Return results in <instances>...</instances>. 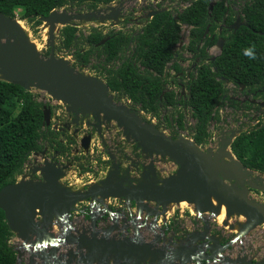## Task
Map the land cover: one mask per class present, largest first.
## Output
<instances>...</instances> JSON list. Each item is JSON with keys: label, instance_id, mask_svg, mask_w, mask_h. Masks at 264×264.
I'll return each instance as SVG.
<instances>
[{"label": "water", "instance_id": "obj_1", "mask_svg": "<svg viewBox=\"0 0 264 264\" xmlns=\"http://www.w3.org/2000/svg\"><path fill=\"white\" fill-rule=\"evenodd\" d=\"M112 9L107 8V11L111 12ZM110 12L104 16L102 10L75 13L63 8L54 9L49 15L39 19L49 24V41L53 44L57 24L74 26L76 20L97 17L102 22L105 19H115L110 16ZM19 29V19L0 13V72L4 80L26 89L31 81L42 84L53 97L65 101L69 105L68 110L82 107L89 111H101L127 125L146 148L164 152L181 164L179 173L158 185L129 187L106 180L101 185H91L88 190L67 191L59 185L60 169L48 164L43 181L23 179L4 186L0 191V207L5 211L9 227L25 239H29L30 235L37 237L34 248L38 250L43 264H264V257L257 255H228V250L236 242L264 223V205L257 204L248 195L252 189L264 192V183H260L259 178L257 181L247 182L245 191H239V178L244 172L241 169L243 164L238 159L225 165L219 164L215 169L210 154L212 148L209 153L202 152L189 138L174 139L141 122L136 115L117 105L106 95V91L110 89L107 84L94 77L74 73L66 59H57L55 56L44 58L27 40L20 43L6 40L10 32ZM43 114V125L50 126L51 107L45 105ZM84 140L83 146L88 150L90 137L87 136ZM232 142L231 138H223L218 156L225 155ZM260 175L264 176V173ZM211 195L224 204L235 207L247 217L241 230L232 239L223 242L211 234V223L206 218H203L202 230L189 231L181 238L169 237L163 229L155 232L151 241H145L141 237L136 222L143 217H151L153 227L159 225L160 218L162 221L166 219V222L169 211L165 206L167 203L187 201L194 204L192 210L198 215L210 213L217 217L219 208L211 202ZM105 197H116L124 201L134 223V235L121 238L97 235L95 229L99 222L105 221L104 214H113L110 206L103 202ZM82 200H90L88 216L93 230L91 236L85 232H74L70 219L76 210L74 204ZM37 209L49 219L55 216L54 224L62 228L61 235L50 233L35 220ZM229 213L233 214L234 210L229 209ZM228 223L224 221L223 225ZM231 226L235 229L236 225L234 223ZM117 229L118 226L113 225L108 227L107 232L113 233ZM64 243L74 245L79 255L70 252L65 261H59L57 247Z\"/></svg>", "mask_w": 264, "mask_h": 264}, {"label": "rangeland", "instance_id": "obj_2", "mask_svg": "<svg viewBox=\"0 0 264 264\" xmlns=\"http://www.w3.org/2000/svg\"><path fill=\"white\" fill-rule=\"evenodd\" d=\"M127 4L126 0L118 1V4ZM78 8V7H75ZM75 8L70 9L71 12ZM107 8H111V5L101 6L102 14L110 12ZM113 8V7H112ZM79 12H87L81 11ZM16 19H20V13H17ZM42 21V20H41ZM33 22H28L23 20V27L17 31H12L6 37V40L20 43L23 40H27L33 44L38 52L44 58H49L50 56H55L57 59H66L71 70L79 75H86L94 77L104 84H107V75H104V67L100 64V56L95 57L90 56V64L86 67L81 66L75 62L73 57V48L68 49L63 46V37L61 35V29L65 26L63 24H57L55 28L53 44L50 42L49 37V24L47 22L41 23L37 27H32ZM99 17L92 18L88 20H76L74 25L77 29V33L80 35V43L77 48H87L88 43H86V36L91 32L93 26H100L105 31L112 30V25L109 20L105 19L104 23ZM67 26V25H66ZM72 26V25H71ZM99 66V68H98ZM0 78L4 79V76L0 72ZM28 90L35 94L38 101L43 102L47 106H51L52 109L58 110V114L52 119L51 125L60 124L65 122H71L75 120H80L82 123L90 122L91 124H96V132L93 137V142L91 145L90 153L88 155H78L73 156L72 152L74 146L77 144L76 140L67 139L65 146L68 150L65 153L59 154V150L55 149L56 142L53 141L52 136H44L42 143L45 146L46 155L43 157L41 155L36 156L31 154L28 158L27 164H35V170L27 173L32 176L28 178L29 181L41 182L45 175V168L48 164H52L54 167L60 169V175L58 177L59 185L67 191H84L88 189L92 184H102L106 180H111L113 182H118L123 185L132 187L142 184H162L166 178H169L181 171V164L168 154L157 151L150 150L143 145L140 138L137 137L136 133L132 131L127 125L120 123L118 120L105 115L101 111L91 112L82 107L73 109L72 111H67L69 105L62 99L53 97L48 90L39 83L31 81L29 83ZM230 87V85H229ZM232 87V86H231ZM106 95L111 98V100L117 105L124 107L129 112L136 115L141 122L146 123L158 131L165 133V135L172 138H189L191 140L193 134H195V126L197 124L196 116L194 115L193 109H183L180 108H166L161 111V118L166 114L167 116L178 118L182 117L184 127L181 128L177 123L170 127L166 121L161 120L159 116H154L152 113L143 111L138 105H135L127 101V97L124 95H118L112 92L110 89L106 91ZM18 110V109H17ZM218 118L211 121L208 124V131L214 139L210 142L207 140L202 145H197V148L202 152L209 153V149L213 148L210 152L212 160L215 163L214 168L219 165H225L230 162H234L237 158L232 152L231 147L227 149L225 155L218 156L216 152L217 146H220L218 142H221L223 138H231L234 140L238 134L244 132L247 128L254 126L253 123L244 124L241 123L245 119V116L238 114V112L226 114V109L218 114ZM253 124V125H252ZM83 127V126H81ZM246 130L249 131V130ZM87 130V129H84ZM56 140L62 138L60 134H55L53 136ZM194 141V140H193ZM242 163V162H241ZM243 164V163H242ZM90 170V172H86ZM216 169V168H215ZM243 170V175L239 178L238 190L245 191L244 187L247 182L257 181L260 179V183H264V176L260 175V172L245 167H241ZM217 170L223 174L222 170ZM226 182H229L225 179ZM243 186V188L241 187ZM251 189V188H249ZM249 198L254 200L259 205H264V192L258 190H249ZM107 205L113 210V214L105 213V221L99 222L95 232L98 236H108L109 238H121L123 236L134 235V223L130 217L128 210L125 207H120V199L113 197H105L103 199ZM90 204V200L78 201L74 204L75 211H73L70 219L72 221L74 232H85L89 236L92 235L91 222L89 217L84 212V208L87 211ZM102 208L103 204L100 203ZM134 207V206H133ZM170 217L167 219V224L169 228L161 225L162 219L158 221V226L153 227L152 218L143 217L142 220H138L136 224L140 225L139 230L141 237L145 241H151L155 232H160L161 229L167 232L187 233L191 230H197L202 227L203 218H206L211 223V229L213 233L221 236V241L225 242L232 239L239 230L232 229V224H240V222H245L247 217L242 218L241 213L236 209L233 214L229 213L227 207L228 225H223V222H219L217 217L212 214L202 215L201 217H194L190 209L194 210V205H180L173 203L169 206ZM117 210V211H116ZM41 214V215H40ZM35 215V220L41 223L42 226L54 234L61 235L62 228L57 224H54L55 216L48 219L46 215L42 213ZM101 215V214H99ZM183 215V216H182ZM167 218V217H166ZM166 219H163V222ZM193 222L194 224H192ZM238 223V224H237ZM241 223V224H242ZM117 225L118 229L115 232L108 233L107 229L110 226ZM191 226V227H188ZM259 226H264L262 223ZM127 231L126 234L124 232ZM15 235L11 239V245L14 248L15 254L17 256V264H43V260L38 256V252L34 248V243L37 237L35 235H30L28 239L29 242H21L19 234L14 232ZM33 236V237H32ZM32 238L34 239L32 241ZM240 245L235 244L232 252L239 253ZM72 252L77 254L76 247L74 245H68L66 243L60 244L57 247V257L59 261H65L68 254ZM229 253L228 255H231ZM79 255V253L77 254Z\"/></svg>", "mask_w": 264, "mask_h": 264}, {"label": "flooded vegetation", "instance_id": "obj_3", "mask_svg": "<svg viewBox=\"0 0 264 264\" xmlns=\"http://www.w3.org/2000/svg\"><path fill=\"white\" fill-rule=\"evenodd\" d=\"M118 1L120 0H112L108 4L113 7L110 16L115 17V19H107L113 27L112 30L105 31L100 26L91 28V31L96 28L102 34V39L94 44L95 48L91 51V55L94 58L100 56V64L103 67L117 69L124 61L133 62V66H137V72L151 73L154 77H162L164 90L160 100L166 92L174 93L171 104L166 106L160 104L159 108L162 111L171 107H183L185 110L193 109L190 102L194 80L202 71H207L211 75H216L218 81L223 82L222 90L219 92L221 97H219L220 100L214 108V114L217 112L216 110H218V114H221L224 109H226L227 115L241 112L245 116L241 123L254 124L249 129L247 128L249 131L246 132V129L245 133H250L264 125V76H260L264 69V0H126L127 4L125 3V5L118 4ZM72 8L75 7L65 9L70 11ZM78 10L99 12L101 6L95 10H87L83 6H79L73 12L77 13ZM107 14L109 13L105 12L103 15ZM78 36L80 35L77 33ZM164 36L166 41H164ZM172 36L176 37L175 41L171 40ZM111 38L116 41L121 40L123 44L118 46L117 57L110 64L105 65L107 48L104 45ZM102 40H104L103 43ZM167 42L171 50V57L161 71L142 64L143 60L155 58L154 52L163 50L162 45ZM236 42L241 43V81H233L224 76H218L219 70L215 64L223 57L227 45ZM244 45L255 47V58L245 55ZM90 47L88 44L87 48H81L80 51L82 53L90 51ZM72 51L75 53L76 48H73ZM253 62V67L256 68L259 75L253 79L252 84L247 85L243 82L246 64ZM81 66L85 67L82 64ZM106 68L103 71L104 75H109L110 72ZM127 101L131 102L132 105L134 104L129 98ZM140 106L141 104H139ZM57 114L58 110L53 108L51 122ZM166 116L164 114L161 120L165 121ZM168 117L171 119L169 126L172 127L173 124L177 123L179 116L176 119ZM50 126L55 134L61 135L60 142L64 146L67 139L77 141L72 152L73 156L90 153L96 124L75 120L65 122L62 125ZM87 136L90 137L88 150L83 146ZM213 139L214 137L210 135L207 140L211 142ZM218 144L220 146H217V153L221 149V142ZM45 150L44 148V150L36 151L34 154L44 157L46 155ZM62 153L64 152L59 151V154ZM83 169L86 170L85 166ZM86 172L89 173L90 170H86ZM120 202L127 209L124 206V201L120 199ZM89 207L86 211L87 216ZM84 210L86 209L84 208ZM167 223V221H162L161 225L165 229L169 228ZM201 225L202 227L197 230L204 228V221ZM179 232L176 233L171 229V232H167V234L175 239L186 234ZM126 233L124 232V234ZM211 234H213L212 229Z\"/></svg>", "mask_w": 264, "mask_h": 264}, {"label": "trees", "instance_id": "obj_4", "mask_svg": "<svg viewBox=\"0 0 264 264\" xmlns=\"http://www.w3.org/2000/svg\"><path fill=\"white\" fill-rule=\"evenodd\" d=\"M111 1L0 0V13L12 18L20 13V19L33 22L32 27L35 28L42 23L39 18L49 15L54 9L83 6L84 9L95 10L102 5H108ZM61 35L63 46L68 49L75 46L76 51L73 53L75 62L85 67L90 64L89 60L91 51L95 48L94 44L102 39V34L93 28L85 40L91 46L90 51L82 53L81 48H77L80 43V36L77 37L75 26H64L61 29ZM172 37L171 40L175 41L176 37ZM163 38L166 41L165 36ZM122 44L121 40L116 41L113 38L107 40L104 45L107 48L105 65L110 64L117 57L118 46ZM162 47L163 50L154 52L155 58L143 60L142 64L161 71L171 57L168 42ZM244 48H251L255 51V47L251 45H244ZM215 64L219 70L218 76H224L233 81H241V43L236 42L227 45L223 57ZM253 64L254 62L246 64L243 82L247 85L252 84L253 79L259 75ZM107 68L106 70L110 72L107 76V84L112 92L126 96L134 104L138 106L141 104L140 108L143 111L161 118L160 104L162 103L164 106L171 104L172 94H174L173 92H166L160 100L164 90L162 77H154L151 73L137 72V66H133V62L124 61L117 69ZM263 73H260V76H264ZM222 84L223 82L218 81L216 75H211L207 71H202L194 80L190 104L197 118V124L192 139L198 145L207 142L210 136L208 124L219 117L218 110L214 114V108L220 100L219 92L222 90ZM43 108L44 103L38 101L32 91L0 78V191L4 186L17 182L18 177L24 172L31 154L44 150L45 146L41 142L44 136H52L57 145L55 149L64 153L68 150L66 146L53 137L55 132L51 130V126L45 127L43 125ZM165 121L170 125L171 119L168 116L165 117ZM176 122L179 127H184L182 117ZM231 149L235 157L245 167L264 173V125L250 133L238 134L231 144ZM14 235L15 233L9 227L5 211L0 207V264H17V256L10 242Z\"/></svg>", "mask_w": 264, "mask_h": 264}, {"label": "crops", "instance_id": "obj_5", "mask_svg": "<svg viewBox=\"0 0 264 264\" xmlns=\"http://www.w3.org/2000/svg\"><path fill=\"white\" fill-rule=\"evenodd\" d=\"M213 234L216 235V233ZM216 236L221 240V236ZM237 245L241 246L239 253L249 254V256L257 255V257H264V226H259L251 230L241 241L237 242ZM232 249L228 251L235 256L237 253L232 252Z\"/></svg>", "mask_w": 264, "mask_h": 264}, {"label": "bare ground", "instance_id": "obj_6", "mask_svg": "<svg viewBox=\"0 0 264 264\" xmlns=\"http://www.w3.org/2000/svg\"><path fill=\"white\" fill-rule=\"evenodd\" d=\"M19 26H20V28H22L23 27V20H21V19H19ZM91 112V111H90ZM211 202L214 204V206L215 207H217V208H219V214H218V216H217V218L216 219H218V221L221 223V222H224V221H227L228 220V216H227V207H228V210L229 209H232V210H236L235 209V207H233V206H228V205H226V204H224L223 202H221L217 197H215L214 195H211ZM173 203H167L165 206L166 207H168L169 208V206H171ZM175 204V203H174ZM177 204H180V205H188V204H190V205H194L193 203H189V202H187V201H183V202H180V203H177ZM41 212H40V210L39 209H37V212H36V214H40ZM41 215V214H40ZM242 218H245V215L244 214H241L240 215ZM48 217V216H47ZM49 219V218H48ZM50 221H51V219H49ZM53 223H55V222H53ZM242 222H240V224H238V225H236L235 226V230H241V228H242V225L243 224H241ZM138 225V224H137ZM140 226V225H139ZM33 237V236H32ZM30 238V237H29ZM20 240H21V242L23 241V242H25V243H28L29 242V240L28 239H25L24 237H21L20 236ZM34 239L32 238V241H33ZM38 251V250H37Z\"/></svg>", "mask_w": 264, "mask_h": 264}, {"label": "built area", "instance_id": "obj_7", "mask_svg": "<svg viewBox=\"0 0 264 264\" xmlns=\"http://www.w3.org/2000/svg\"><path fill=\"white\" fill-rule=\"evenodd\" d=\"M34 154V153H33ZM33 169H35V164H27L26 163V165H25V169H24V172L18 177V179H17V182L18 181H20V180H23V179H28V178H32V176L31 175H29L28 173H27V170L30 172V173H33ZM119 206L120 207H123V205H122V203L120 202V204H119ZM125 206V205H124ZM190 211H191V213H192V215L194 216V217H201V216H199V215H201V214H197V213H195V211H193V210H191L190 209ZM170 211H167V216L168 217H170ZM160 219H162V218H160ZM159 219V220H160ZM161 221V220H160ZM159 221V222H160Z\"/></svg>", "mask_w": 264, "mask_h": 264}, {"label": "clouds", "instance_id": "obj_8", "mask_svg": "<svg viewBox=\"0 0 264 264\" xmlns=\"http://www.w3.org/2000/svg\"><path fill=\"white\" fill-rule=\"evenodd\" d=\"M245 55H247V56H249L250 58H255V53H254V51L251 49V48H249V49H245ZM234 154V153H233ZM196 213V212H195ZM203 215V213L201 214V216ZM204 215H206V213L204 214ZM259 227V226H258ZM215 235V234H214ZM217 235V234H216ZM228 241V240H227ZM227 241H225V242H227ZM237 243V242H236ZM235 243V244H236ZM234 244V245H235ZM230 250V249H229Z\"/></svg>", "mask_w": 264, "mask_h": 264}]
</instances>
